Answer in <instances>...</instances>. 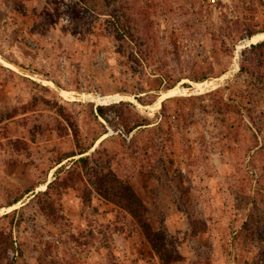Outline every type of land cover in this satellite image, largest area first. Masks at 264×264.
Here are the masks:
<instances>
[{
  "label": "rangeland",
  "instance_id": "374dc122",
  "mask_svg": "<svg viewBox=\"0 0 264 264\" xmlns=\"http://www.w3.org/2000/svg\"><path fill=\"white\" fill-rule=\"evenodd\" d=\"M262 41L264 0H0L12 264H164L140 211L169 238L170 264H264V95L241 71ZM131 119L152 125L128 134ZM83 149L86 172L80 156L49 171ZM53 181L50 201L9 206Z\"/></svg>",
  "mask_w": 264,
  "mask_h": 264
},
{
  "label": "trees",
  "instance_id": "16d2710c",
  "mask_svg": "<svg viewBox=\"0 0 264 264\" xmlns=\"http://www.w3.org/2000/svg\"><path fill=\"white\" fill-rule=\"evenodd\" d=\"M118 22H122L121 19H118ZM119 26V24H118ZM126 25L121 24L118 29L119 39L118 40H124L126 38ZM125 30V31H124ZM252 34L251 36H253ZM247 53H252L253 57L246 58ZM242 65H241V71L246 73L248 77L250 78L251 82H260L262 85H254L255 88L252 89L251 94L254 96V94L258 93L256 96H262L264 95V41L259 42L257 44H253L251 48L248 51H245L243 54L242 59ZM252 64L253 66H256L258 70H255L252 68V66L247 65ZM98 111L101 114V116H104V111L101 107H98ZM126 125L128 126V134H132L133 131L140 127H148L152 125L147 119H140V120H134L131 119L130 121L126 120ZM89 149H83L80 153L71 154L68 156L60 157L56 161H54V165L51 166L50 170L56 168L57 166L61 165L60 168L57 169L58 175L62 174L63 172L67 171L69 165L68 163L63 164L66 160L70 158H74L77 156H80L78 159H72V164H82L84 168V172L87 171L88 165L91 161V156L88 155ZM71 165V164H70ZM55 182L49 183L47 190L44 192H40L36 194V188L27 191L26 193L16 197L13 201L9 203V206H14L18 204L26 194H29L33 192L35 197L43 196L46 197L49 201V195L53 188V185ZM94 184V183H93ZM132 198H134L133 205H138V207L142 208V202L138 199V197L135 194L131 195ZM137 207V206H136ZM43 211L47 212L48 214H55L54 207L47 202L45 206L42 207ZM136 216L139 220V223L141 224V228L143 229L144 234L147 236L149 242L152 244V246L156 249L157 253L160 255V258L164 262V264H170L172 261L176 260L175 253L172 251L169 252L167 249L169 246V238L166 236V233L164 231H154L150 223H148V219L145 216L144 211H140L136 213ZM14 225V223H12ZM5 233L0 229V261L1 260H7L9 264H12L14 262V258L12 259L10 257L11 253H15L16 249L14 248V244L12 242V236L7 237L4 235Z\"/></svg>",
  "mask_w": 264,
  "mask_h": 264
},
{
  "label": "bare ground",
  "instance_id": "6f19581e",
  "mask_svg": "<svg viewBox=\"0 0 264 264\" xmlns=\"http://www.w3.org/2000/svg\"><path fill=\"white\" fill-rule=\"evenodd\" d=\"M206 88H207V86H206ZM201 89H204V88H201ZM207 90V89H206ZM202 92H203V90H202ZM100 98V97H99ZM44 187H46V186H44Z\"/></svg>",
  "mask_w": 264,
  "mask_h": 264
}]
</instances>
